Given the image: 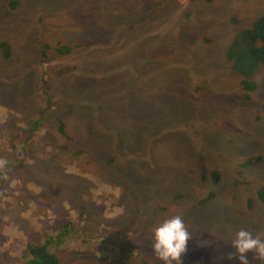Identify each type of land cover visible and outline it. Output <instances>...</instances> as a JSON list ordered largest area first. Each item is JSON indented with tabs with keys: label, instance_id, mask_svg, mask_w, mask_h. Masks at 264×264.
<instances>
[{
	"label": "rangeland",
	"instance_id": "rangeland-1",
	"mask_svg": "<svg viewBox=\"0 0 264 264\" xmlns=\"http://www.w3.org/2000/svg\"><path fill=\"white\" fill-rule=\"evenodd\" d=\"M263 11L264 0H0V264L49 236L58 264H163L152 230L177 214L191 233L181 264H239L235 233L264 239V71L243 97L225 50ZM56 42L73 48L48 54L43 92L38 48ZM251 156L263 160L241 165Z\"/></svg>",
	"mask_w": 264,
	"mask_h": 264
},
{
	"label": "trees",
	"instance_id": "trees-1",
	"mask_svg": "<svg viewBox=\"0 0 264 264\" xmlns=\"http://www.w3.org/2000/svg\"><path fill=\"white\" fill-rule=\"evenodd\" d=\"M11 5L13 6L14 3H11ZM7 46L8 44L6 41H0V54L3 58L8 57ZM76 46L77 45H75V47ZM72 48L73 47L71 46L60 45L57 42L53 45L48 43L40 44L38 48V53L40 56L39 62L41 65V74L38 86L40 91L44 92L49 89V85H47L46 80L48 79L47 77L52 75V72H47L42 69L43 64H46L45 59L48 54L53 53L57 56H64L72 51ZM225 59L230 62L232 71L240 77L239 86L244 91L243 97L247 98V93L252 92L255 88V85L252 81L253 75L258 68H261L264 71V11L259 16H257L249 26L239 29L232 37L225 50ZM107 73H110L112 76H114L115 71L107 70L106 74ZM82 78H85V76L82 75ZM97 78L98 75H96V79ZM90 119L96 120L94 116ZM57 122L56 131L59 134L64 135V128L61 121L58 120ZM29 131H32V129L30 128ZM115 136L116 135L112 132L107 133L109 144H111L113 147ZM79 150H82V148ZM77 152L78 151L75 150L72 153V157L75 158ZM61 155L62 154H54L50 159H48L49 161L47 160L52 168L56 166L58 163V158ZM261 160H263V158L260 156H251L247 158L245 162L241 163V165H251L260 162ZM209 176L213 182H216L218 179L215 171L210 172ZM255 197L260 204L264 205V182L256 189ZM203 200L204 199L201 201ZM62 236L63 230L60 231L59 236L55 237V240H58L59 237ZM51 240L52 236H49L47 237V240L41 244L27 243L25 247L27 257L21 264H58L55 254L47 249V245L52 242Z\"/></svg>",
	"mask_w": 264,
	"mask_h": 264
},
{
	"label": "clouds",
	"instance_id": "clouds-1",
	"mask_svg": "<svg viewBox=\"0 0 264 264\" xmlns=\"http://www.w3.org/2000/svg\"><path fill=\"white\" fill-rule=\"evenodd\" d=\"M8 161L0 158V171L6 169ZM191 238L189 228L181 215H172L163 219L152 230L151 247L155 257L163 264H181L182 254L186 252L187 242ZM235 249L234 253H228V259L234 257L239 264H249L246 253L253 252L257 260H264V239L257 233L246 229H240L230 241Z\"/></svg>",
	"mask_w": 264,
	"mask_h": 264
}]
</instances>
